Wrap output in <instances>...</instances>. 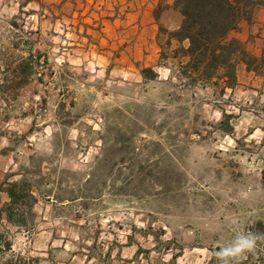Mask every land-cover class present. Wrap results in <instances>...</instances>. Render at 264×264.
Returning <instances> with one entry per match:
<instances>
[{
  "label": "rangeland",
  "instance_id": "obj_1",
  "mask_svg": "<svg viewBox=\"0 0 264 264\" xmlns=\"http://www.w3.org/2000/svg\"><path fill=\"white\" fill-rule=\"evenodd\" d=\"M157 1L0 0V264H264V65L189 83Z\"/></svg>",
  "mask_w": 264,
  "mask_h": 264
},
{
  "label": "trees",
  "instance_id": "obj_2",
  "mask_svg": "<svg viewBox=\"0 0 264 264\" xmlns=\"http://www.w3.org/2000/svg\"><path fill=\"white\" fill-rule=\"evenodd\" d=\"M260 6H264V0H174L180 24L173 31L160 26L158 31L166 34L165 45L176 44L172 58L178 60V75L189 83L221 85L223 90L236 84L240 62L253 71L264 65V55L250 54L241 41L230 36L231 31L239 29L240 21H250ZM165 56L161 52V57ZM7 195L12 199L14 193L9 190ZM175 260L172 256L167 264H177Z\"/></svg>",
  "mask_w": 264,
  "mask_h": 264
},
{
  "label": "crops",
  "instance_id": "obj_3",
  "mask_svg": "<svg viewBox=\"0 0 264 264\" xmlns=\"http://www.w3.org/2000/svg\"><path fill=\"white\" fill-rule=\"evenodd\" d=\"M173 1L174 0H167L165 1V4L162 5V0H158L156 5L159 7L158 9H160V11L172 9L180 15L179 11L173 7ZM160 13L156 19L157 24H161ZM180 21L181 15L176 28L180 24ZM230 36L241 41L244 44L245 49L250 54L256 57L264 55V6L257 7L254 10L250 21L241 20L239 29L236 31H231ZM241 64V66L245 68V64ZM247 72L254 73L252 70H247Z\"/></svg>",
  "mask_w": 264,
  "mask_h": 264
},
{
  "label": "clouds",
  "instance_id": "obj_4",
  "mask_svg": "<svg viewBox=\"0 0 264 264\" xmlns=\"http://www.w3.org/2000/svg\"><path fill=\"white\" fill-rule=\"evenodd\" d=\"M254 245V237L244 233L243 231H239L235 234L231 243L220 248L216 255L222 260L223 264H228V261L231 258L239 256L246 251H251L254 248Z\"/></svg>",
  "mask_w": 264,
  "mask_h": 264
}]
</instances>
